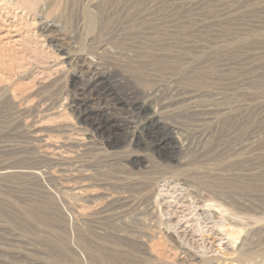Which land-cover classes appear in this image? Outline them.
Here are the masks:
<instances>
[{
    "label": "rangeland",
    "instance_id": "obj_1",
    "mask_svg": "<svg viewBox=\"0 0 264 264\" xmlns=\"http://www.w3.org/2000/svg\"><path fill=\"white\" fill-rule=\"evenodd\" d=\"M31 5L0 0V264H264V0Z\"/></svg>",
    "mask_w": 264,
    "mask_h": 264
},
{
    "label": "bare ground",
    "instance_id": "obj_2",
    "mask_svg": "<svg viewBox=\"0 0 264 264\" xmlns=\"http://www.w3.org/2000/svg\"><path fill=\"white\" fill-rule=\"evenodd\" d=\"M23 1L32 4V7L35 6L33 5L35 4V0ZM93 88L95 89L91 91L90 95H87L86 93L89 88L83 89V91L79 90V96L81 98L76 105L77 113L81 117V119H83L88 124L90 123L92 127L96 123L97 125L95 124L94 129L97 133H106L108 132V130L111 131L112 126H115V124H117L115 115L120 111V109L122 108L120 106L122 105L116 94L108 87L101 85L99 86V88L97 86H94ZM92 101L99 102L100 110L93 111L94 109L92 108V106H90ZM138 115H142V112H139ZM142 127L144 131H150V134L155 132L159 128L158 122L154 117L146 118Z\"/></svg>",
    "mask_w": 264,
    "mask_h": 264
}]
</instances>
